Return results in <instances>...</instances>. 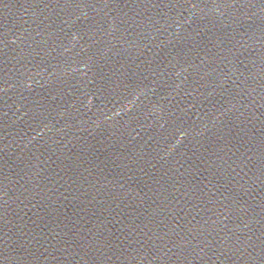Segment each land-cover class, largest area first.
Returning <instances> with one entry per match:
<instances>
[{
    "label": "water",
    "instance_id": "obj_1",
    "mask_svg": "<svg viewBox=\"0 0 264 264\" xmlns=\"http://www.w3.org/2000/svg\"><path fill=\"white\" fill-rule=\"evenodd\" d=\"M0 264H264V0H0Z\"/></svg>",
    "mask_w": 264,
    "mask_h": 264
}]
</instances>
